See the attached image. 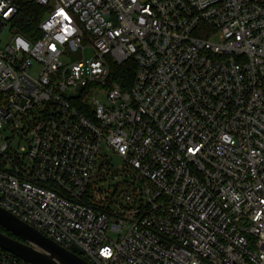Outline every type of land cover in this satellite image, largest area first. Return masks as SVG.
Returning <instances> with one entry per match:
<instances>
[{
	"label": "built area",
	"instance_id": "2783aa9c",
	"mask_svg": "<svg viewBox=\"0 0 264 264\" xmlns=\"http://www.w3.org/2000/svg\"><path fill=\"white\" fill-rule=\"evenodd\" d=\"M19 1L0 0V208L89 264H264V0H24L41 38L2 49ZM102 145L129 170L107 197Z\"/></svg>",
	"mask_w": 264,
	"mask_h": 264
},
{
	"label": "water",
	"instance_id": "95a60500",
	"mask_svg": "<svg viewBox=\"0 0 264 264\" xmlns=\"http://www.w3.org/2000/svg\"><path fill=\"white\" fill-rule=\"evenodd\" d=\"M0 249L28 264H89L72 247L66 250L0 208Z\"/></svg>",
	"mask_w": 264,
	"mask_h": 264
},
{
	"label": "trees",
	"instance_id": "16d2710c",
	"mask_svg": "<svg viewBox=\"0 0 264 264\" xmlns=\"http://www.w3.org/2000/svg\"><path fill=\"white\" fill-rule=\"evenodd\" d=\"M17 6V15L12 20L13 31L29 41L41 38L39 25L47 10L24 0L19 1ZM135 69L132 60L120 66H112L109 83L118 84L124 91H128L133 84Z\"/></svg>",
	"mask_w": 264,
	"mask_h": 264
},
{
	"label": "rangeland",
	"instance_id": "374dc122",
	"mask_svg": "<svg viewBox=\"0 0 264 264\" xmlns=\"http://www.w3.org/2000/svg\"><path fill=\"white\" fill-rule=\"evenodd\" d=\"M54 4H55L54 1H52L50 3V8H53ZM15 34L16 33L13 31L12 23H11L9 27L3 32L2 40H1L2 49L6 48L8 45L11 44ZM91 57H92L91 52L88 51L86 53V61L89 62ZM72 59L75 61L79 59V56L74 55ZM40 69H41V66L38 63L34 62L33 67L30 71L31 76L37 77L40 73ZM93 97L101 102H104V97L99 93H95ZM101 155L103 158L106 157L108 159V162L106 164L107 169L105 170V168L99 167L100 168L99 171L105 170L110 173L106 175L103 181L97 184L98 185L97 188L102 190L101 195L103 197H107V196L112 195V193L114 192L115 186H117L118 182H120V180L118 181L117 179L112 177L113 174H116L117 172H119V174L121 175L125 172H128L129 170L125 168L124 170L125 172L120 171L119 168L124 165L123 160L119 158L116 154H114L112 151L108 150L104 145L101 146ZM102 157L99 158V161H98L99 165H100ZM110 237L114 238L113 234H111Z\"/></svg>",
	"mask_w": 264,
	"mask_h": 264
}]
</instances>
